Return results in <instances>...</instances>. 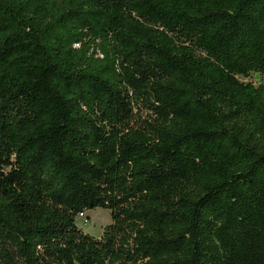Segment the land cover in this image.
Segmentation results:
<instances>
[{
  "label": "trees",
  "instance_id": "16d2710c",
  "mask_svg": "<svg viewBox=\"0 0 264 264\" xmlns=\"http://www.w3.org/2000/svg\"><path fill=\"white\" fill-rule=\"evenodd\" d=\"M253 74L264 0H0V264H264Z\"/></svg>",
  "mask_w": 264,
  "mask_h": 264
},
{
  "label": "rangeland",
  "instance_id": "374dc122",
  "mask_svg": "<svg viewBox=\"0 0 264 264\" xmlns=\"http://www.w3.org/2000/svg\"><path fill=\"white\" fill-rule=\"evenodd\" d=\"M241 79L243 81L252 80L256 85L264 82L260 76L257 78L256 74H253L251 79ZM111 221L110 211L103 208L85 211L83 215L77 217V225L86 233L97 237L102 234L104 227L110 224Z\"/></svg>",
  "mask_w": 264,
  "mask_h": 264
},
{
  "label": "water",
  "instance_id": "95a60500",
  "mask_svg": "<svg viewBox=\"0 0 264 264\" xmlns=\"http://www.w3.org/2000/svg\"><path fill=\"white\" fill-rule=\"evenodd\" d=\"M256 77L258 78L259 77V74H256Z\"/></svg>",
  "mask_w": 264,
  "mask_h": 264
},
{
  "label": "built area",
  "instance_id": "2783aa9c",
  "mask_svg": "<svg viewBox=\"0 0 264 264\" xmlns=\"http://www.w3.org/2000/svg\"><path fill=\"white\" fill-rule=\"evenodd\" d=\"M80 215H83V213H81Z\"/></svg>",
  "mask_w": 264,
  "mask_h": 264
}]
</instances>
